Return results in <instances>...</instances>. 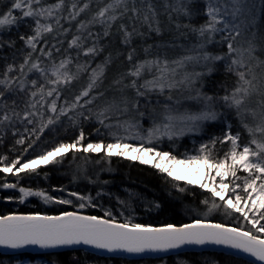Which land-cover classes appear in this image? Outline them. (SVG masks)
Here are the masks:
<instances>
[{"label": "trees", "instance_id": "16d2710c", "mask_svg": "<svg viewBox=\"0 0 264 264\" xmlns=\"http://www.w3.org/2000/svg\"><path fill=\"white\" fill-rule=\"evenodd\" d=\"M106 1L109 2V0L104 2L63 0L62 7L53 8L52 6L60 3V0H40L38 5L33 4L34 9H51V16L45 14L42 17H23L21 10H13L17 22L0 29V78H3L8 65H13L17 69L10 76H19V65L23 63L29 52L32 53L30 63L38 62L46 74L42 76L33 70L28 73L24 91L16 89L12 93L5 94L8 98L7 111L10 115L13 110L20 113V118L13 117L10 123L0 125V160L3 161L0 167L17 159L21 164L36 159L59 143L74 142L81 131L85 136L82 142L84 146L87 143L108 144L116 140L118 133L112 130L110 121L118 118V111L107 107L106 104L108 98L116 99L123 94H116V92H121L129 84L126 73L130 67L135 71V66L140 62L159 60V67L155 65L152 67L155 66V70L158 71L166 70L174 66L176 57L182 58L183 54L185 57V52L191 49L197 50V54H200L198 49L202 47L212 55L227 53L225 43L216 44L220 40L218 33L209 42L207 33L201 36L198 31H193V29H199L208 19L203 0H143V2L135 0L139 15H134L131 11L121 15L123 12V6H121L115 13L118 16L116 21L102 24L99 18L96 20L93 18L104 7L103 4ZM12 3L13 0H0V15L7 13ZM149 3L153 11L148 10ZM251 3L254 4L255 16V26L252 31L258 36H264V0H251ZM84 4H88V8L72 19V14L79 12ZM73 5L76 7L73 8ZM132 6V0H128L129 9ZM185 10L189 13L188 15L184 14ZM57 12L65 14L67 21L57 23V20L59 21L55 17ZM145 15L149 17L147 21L144 20ZM36 19H39L41 24L51 25L53 31L42 33L35 42L36 51H33L20 37L24 36L26 39L35 35ZM81 23L85 25L84 28L80 27ZM109 23L111 27H108ZM121 24L132 33L129 43L124 42L125 34L120 27ZM157 27L159 32L155 31ZM106 30L107 35H105ZM76 37H79V46L70 47L71 41ZM238 42L244 48L247 47L242 38ZM91 47H95L96 53L85 55L87 49ZM49 52L51 56L47 55ZM130 53L131 60L128 59ZM255 55L260 60H264V49L258 47ZM199 56L204 57V55ZM62 60L70 61L66 69L62 71H67L77 78L68 85L57 86L58 91L53 93V96L45 95L44 100L36 104V108H30V104L40 101V95L33 98L30 93L36 91L40 85H44L45 93L53 87L47 83V79H54L51 77V69L58 66ZM164 61H167L166 68ZM209 63L208 69L211 67L213 70L209 72L205 69L200 76L198 75L195 82L196 89H201L204 93L213 95L214 98L228 95V92L236 86L238 79L235 72L227 70L230 61L225 59L209 61ZM98 65L104 68L103 76L97 80L89 96L82 97L77 103L75 98L89 84L93 69L99 71ZM258 69L264 73V68ZM33 79L37 80L36 88H33L30 83ZM251 99L254 101L253 105L260 109L257 103L259 97L252 96L249 100ZM53 101L57 106L55 113L49 109ZM73 103L77 104L74 109L68 111L67 115H60L61 108L69 109ZM220 104H222L220 110L225 111L226 120L230 124L229 128L225 127L222 120L206 123L198 135L182 136L176 142L173 139L161 140L159 149L172 153L178 159H186L191 152L200 153L201 145L207 144L212 156L222 159L229 147L228 143L221 144L219 140L223 139L227 131H231L232 134L240 133L241 142L247 143L250 136L243 128V123L251 126L252 120L260 122L259 115L255 120L250 118V123L247 120L240 122L233 107H229L227 103ZM148 109L146 110L149 112ZM26 111L37 113L29 117L32 123L23 119ZM49 118L55 120V123L48 125L41 132L42 125L46 124ZM21 138L25 142L18 144L17 140ZM213 140H217L214 147L211 143ZM29 144H32V147H29ZM57 159V163L39 165L33 173L23 172L13 175L0 172V215L7 213L58 214L72 210L146 226L179 225L195 220H209L233 227L243 226L244 230H249L251 227L238 214L229 216L222 209L208 213V206L201 203L206 198L209 199V204L211 203L212 198L206 189H201L198 185H190L184 180L176 181L149 164H141L138 160H130L124 156L107 157L103 151L84 153L82 148L79 152L66 153L62 160ZM238 175L245 174L239 172ZM5 183H15L17 187L2 188L1 186ZM20 187L33 192L43 191L46 195L53 197L54 201L70 199L72 204L58 203V205L47 206L43 199L37 196H30L21 202ZM180 188L184 191H179ZM73 192L77 193V196L70 195ZM78 196L87 197L85 209H76L80 201ZM106 212H110L111 216H106ZM261 237H264V234H261ZM20 258L48 264H252L231 255L210 251L186 252L163 259L145 258L130 261L120 257L102 258L84 250L74 249L41 254L20 253L10 256L0 253V264H9Z\"/></svg>", "mask_w": 264, "mask_h": 264}, {"label": "snow or ice", "instance_id": "6c2138e0", "mask_svg": "<svg viewBox=\"0 0 264 264\" xmlns=\"http://www.w3.org/2000/svg\"><path fill=\"white\" fill-rule=\"evenodd\" d=\"M39 3L40 0H13L9 11L0 15V29L17 22L13 10H21L23 17H42L45 14L51 16V9H34L33 4L38 5ZM132 4L133 6L129 9L128 0H113V2L101 8L93 20L99 18L102 24L108 21L114 22L118 19L115 13L121 6H123L121 15L128 11H131L134 15H139V10L135 7V0H132ZM62 5L63 0H60V3L52 7L60 8ZM72 7L75 8L76 6L73 5ZM87 8L88 4H84L79 12L72 14V19H75L80 12ZM148 10L153 11L151 3L148 4ZM253 10L254 4L251 3V0H223L222 3L221 0H209L206 11L207 21L199 29H193V31H198L201 36L207 33L209 42L215 34H225L223 39L227 42V53L225 55H212L205 52L203 57L206 61L227 59L230 61L227 70L235 72L238 77L236 86L230 95L222 97L223 101L229 107H235L239 112L246 99L252 96L259 97L257 103L261 109L259 113L260 122L256 124L255 128L248 123H243V128L250 136L249 141L242 143L240 133L227 132L223 139L219 140L221 144H230L222 159L214 158L207 144L201 145L200 155L191 156L187 159H178L170 152L156 151L153 147H145L143 144L133 146L122 142L123 138L120 137L114 143H87L84 146L82 142L85 140V136L84 132L81 131L74 142L59 143L37 159L29 160L23 164L17 159L4 167H0V172L12 173L13 175L23 172L33 173L36 172L39 165L57 163V158L62 160L66 153L70 151L73 153L79 152L81 148L84 153L103 151L107 157L124 156L130 160H138L141 164H150L151 167L158 169L161 173H165L176 181L185 180L190 185H198L201 189H206L212 198L211 203L209 204L208 198L202 200L201 203L208 206V213L223 209L226 215L238 214L243 221L251 226L249 230H244L243 226L227 227L222 223H210L202 220H196L191 224H184L179 227L172 224L163 227H150L131 222L117 223L115 218L104 219L94 215H80L76 212H64L59 216L9 215L0 217V245L13 249L26 245H38L41 248L89 245L98 249H106L109 252L123 250L129 253H142L145 251L167 252L183 245L215 244L240 249L264 262V238H261V234H264V223H261V221H264V141L257 140L255 135V133H260L261 136H264V75L258 77L254 71L255 68H264V60H260L255 55L258 47L264 49V36H258L256 32L252 31L255 26ZM184 14L188 15L189 13L185 10ZM105 17H107V21ZM148 19L149 17L145 15L144 20L147 21ZM57 23H59L58 20ZM35 25V35L26 39L24 36L20 37V39L25 40V43L33 51H36L35 42L41 37L42 33L53 31L51 25L41 24L39 19L35 20ZM80 27L84 28L85 25L81 23ZM108 27H111V23L108 24ZM120 27L124 30V42L129 43L132 33L126 30L125 25L121 24ZM155 31L159 32V28L157 27ZM107 34L106 30L105 35ZM241 38L247 44L246 48L235 46ZM78 40L79 37L73 38L69 46H79ZM95 53V47H91L87 49L85 55ZM31 55L32 53L29 52L23 63L19 65V76H10L17 69L13 65H8L3 73V78H0V125L10 123L13 117L20 118V113L13 110L10 115L7 111L8 98L5 94L12 93L16 89L24 91L28 73L33 72V70L39 72L42 76L46 75L45 70L40 67L38 62L33 61L30 63ZM47 55L51 56V53L49 52ZM128 59H132L131 53ZM187 59H191V57ZM253 61H255V64H253ZM69 63V60H62L58 66L51 69V77L54 79H47V83L53 85V87L49 88L46 93L44 85H40L36 91L30 93L33 98L40 95V101L30 104V108H36V104L43 101L45 95L48 97L53 96V93L58 91L57 86L68 85L77 78L67 71H62L66 69ZM153 65L159 67L160 61L152 60L139 63L135 66V71H130L128 75L139 78L146 67L151 70ZM164 66L167 67V61H164ZM97 67L99 71L93 69L89 84L75 98L77 103L82 97L89 96L97 80L103 76L104 68L100 65ZM212 70L211 67L208 69L209 72ZM163 78V74H161L160 77L154 80H146L139 87L148 90L158 88L162 92L165 85L157 83V80ZM30 83L33 88H36L37 80L33 79ZM130 86L136 89L138 96L144 95L137 87L136 80H133ZM168 86L171 87V85ZM204 100L211 102L213 98L205 96ZM87 103H91V101H87ZM13 104H15V101H13ZM76 106L77 104L73 103L69 109L61 108L60 115H67V112ZM205 107L211 108V104L206 103ZM49 109L53 113L57 111L55 101L51 103ZM36 114V112L26 111L23 114V119L27 120L28 123H32L33 121L29 117ZM249 114L254 120L257 118V113L254 110ZM164 119L167 123L154 125L147 130L149 144L152 143L153 138L158 140L162 136H167L171 140L175 134L172 128L175 126L173 121L177 117L169 112ZM179 119L181 122L191 121L196 126L195 122L197 121L217 119V114L214 111L205 110L198 114L179 117ZM53 123H55V120L49 118L47 123L42 125L40 131L43 132L44 128ZM101 123L103 124V120H101ZM129 127H134V125L129 124ZM191 130L192 128H189V131ZM24 142L23 138L17 140L18 144ZM211 143L214 147L217 140H213ZM29 147H32V144H29ZM0 163H3V161L0 160ZM17 165L20 166L17 168ZM239 172H243L245 175L240 176L238 175ZM217 178L219 179L217 180ZM237 181H240V183H237ZM3 187L16 188L17 185L15 183H5ZM179 191H184V189L180 188ZM19 192L21 193V202L29 196L41 197L45 203L53 200V197L46 195L43 191L33 192L30 189L20 187ZM70 195L77 196V193L73 192ZM77 198L79 200L85 199L83 196ZM55 202L72 204L70 199H58ZM84 207V203L79 204V208ZM105 215L111 216V213L106 212Z\"/></svg>", "mask_w": 264, "mask_h": 264}, {"label": "rangeland", "instance_id": "374dc122", "mask_svg": "<svg viewBox=\"0 0 264 264\" xmlns=\"http://www.w3.org/2000/svg\"><path fill=\"white\" fill-rule=\"evenodd\" d=\"M110 1L113 2V0H109V2L106 1L103 4V6L105 7L108 3H111ZM203 1H205V7L207 11V5L209 3V0H203ZM101 2H104V0H101ZM222 2L223 0H221V3ZM55 17L59 19V22L67 21L66 15L65 14L62 15L61 12H57ZM105 20L107 21V17H105ZM218 34L220 35L219 38L220 40L216 44L218 45L221 43H225V46L227 48V42L224 41L223 39V36L225 34L224 33H218ZM235 46L243 47V45L239 42ZM177 48H179V46H177ZM202 48L198 49V51H200V54H197V50H192V49L190 50L191 52L188 50L185 52L186 54L185 57L184 54L182 53L183 57L182 58L176 57V60L173 64L174 66H170V68H167L166 70L164 69L159 71L155 70V66L151 67V70H149L146 67L139 78L128 75L130 71H134L130 67L129 71L126 73L129 77V84L126 85V87L124 88L122 87L123 89L121 92H116V94L118 93L119 94L123 93V94H121L119 97H116V99H114L115 97L110 99L108 98L106 104L107 107H112L114 110H117L119 112V113L117 112V117H118L117 119H111L112 121H110V126L113 131H116L118 133L117 134L118 137L123 138L122 142L129 143L133 146H140L141 144H143L145 147H153L156 151H164L162 149H159L160 148L159 144L163 139H167V140L170 139H168L167 136H162L158 140L153 138L152 143L149 144L147 138V130L149 128H152L154 125H162L163 123H167L164 117L169 112L174 117H177V119L173 121V124L175 126L174 128H172L173 133H175L172 139L175 142L180 140L182 136L190 137L200 134L201 128L206 123L217 122L222 120L223 123L225 124V127L227 128L230 127V124L225 117V111L220 110L222 105L220 103L223 104L225 103L222 99V97L225 95H221L218 98H214L213 95L204 93L201 89L198 90L196 89L197 85L195 84V82L198 79V74L200 76L201 73H203L205 69L207 70L208 67L210 66L209 61H206L203 57L199 56V55H204L206 52V50ZM198 56L200 58H198ZM188 57H191V59H187ZM200 69L202 71H199ZM254 71L256 72V75L258 77L264 75V73L260 71L258 68H255ZM161 74H163L164 78L162 80H157V83H163L165 85L162 92L158 88H153L151 90H148L143 87H139L140 85H143L146 80H154L160 77ZM133 80H136L137 87H139V90L143 92L144 95L138 96L136 93V89L130 86ZM168 85H171V87H169ZM231 92L232 90L228 92L229 93L228 95H230ZM205 96H210L213 98V100L211 102H206L204 100ZM169 97H171V99H169ZM206 103H210L211 108H206L205 107ZM253 103L254 101H252V99L251 100H249V98L246 99L245 104L241 107L239 112L235 107H233V109L235 110V114H237V116L239 117L240 122H242L243 120H247L250 123V118L252 117L249 113L253 110L257 113V115H259L260 109L256 107V105H253ZM147 108H149L148 109L149 112L146 110ZM205 110L214 111L217 114V119L210 121H197L195 122L196 126H194L191 121L181 122V120L179 119V117H183L185 115H191V114H198L199 112ZM258 123L259 122L252 120L250 124L253 128H255L256 124ZM129 124L134 125V127H129ZM189 128H192V130L189 131ZM255 135L257 140L264 141V136H261L260 133H255ZM249 139L250 138H248V141ZM115 141L116 140H113L112 143H114ZM227 146L230 147V144L228 143ZM200 154L201 153L198 152L195 153L191 152L190 154H188V157L196 156ZM218 179L219 178H217V180ZM1 187L4 188L3 186ZM27 198L28 197L24 198L23 201ZM86 202H87V197L84 200H80L79 203H77L76 209L77 210L85 209V207L82 209L79 208V204L80 203L85 204ZM44 204L47 206H53L55 204L58 205V203H56L54 200H51L47 203H45L44 201ZM9 264H48V263L46 262L40 263V261H33V260L30 261L28 259L20 258L19 260L12 261Z\"/></svg>", "mask_w": 264, "mask_h": 264}, {"label": "water", "instance_id": "95a60500", "mask_svg": "<svg viewBox=\"0 0 264 264\" xmlns=\"http://www.w3.org/2000/svg\"><path fill=\"white\" fill-rule=\"evenodd\" d=\"M64 212H76L80 215H86L88 216L89 214L84 213V212H77V211H62L59 212L58 214H43V213H28V214H24V213H7L5 215H0V217L2 216H9V215H41V216H59L62 215ZM93 215V214H91ZM96 216V215H94ZM99 217V216H97ZM100 218H104L107 219L105 217H100ZM117 223H124V222H119L117 220H115ZM196 221V220H195ZM193 221V222H195ZM206 222H210V223H220V222H214V221H209V220H205ZM193 222H185V224H191ZM223 224V223H222ZM165 225L168 224H164V225H158V226H150V227H163ZM175 226L179 227L182 226L184 224H174ZM227 227H233L231 225L228 224H224ZM146 226V225H145ZM264 238V237H261ZM84 250L90 254H95L97 256L100 257H109V258H114V257H120V258H125L127 260L130 261H134V260H144L145 258H150V259H163L166 258L168 256H175L176 254H181V253H186V252H220L223 253L225 255H231L235 258H240L242 260H245L247 262H251L252 264H264V262H261L259 260L256 259V257L250 255L249 253H245L240 249H234L231 248L229 246L226 245H215V244H205V245H183L180 248L177 249H170L167 252H153V251H145L142 253H129L123 250H116V251H112L109 252L106 249H98L95 248L93 246H89V245H73V246H60V247H56V248H41L38 245H26L23 246L21 248H10V247H6L3 245H0V253L3 255H12V254H20V253H28V254H41V253H51V252H61L63 250Z\"/></svg>", "mask_w": 264, "mask_h": 264}]
</instances>
